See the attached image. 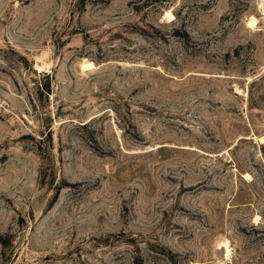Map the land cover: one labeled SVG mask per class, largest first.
Listing matches in <instances>:
<instances>
[{
	"label": "rangeland",
	"instance_id": "374dc122",
	"mask_svg": "<svg viewBox=\"0 0 264 264\" xmlns=\"http://www.w3.org/2000/svg\"><path fill=\"white\" fill-rule=\"evenodd\" d=\"M0 264H264V0H0Z\"/></svg>",
	"mask_w": 264,
	"mask_h": 264
},
{
	"label": "bare ground",
	"instance_id": "6f19581e",
	"mask_svg": "<svg viewBox=\"0 0 264 264\" xmlns=\"http://www.w3.org/2000/svg\"><path fill=\"white\" fill-rule=\"evenodd\" d=\"M166 15L169 17V16H171V13H170V11H166ZM172 17V16H171ZM256 22H257V19H256V17L255 16H250L249 17V19H248V24L249 25H251V27L252 26H254L255 24H256ZM92 65V62H90V61H86V62H83L82 63V67L83 68H88V67H90ZM38 66H40V65H38ZM86 70V69H85ZM245 176L247 177L248 176V173H245ZM224 245H225V249H226V256H228L229 255V245L227 244V242L226 241H224V242H222ZM223 247V246H222Z\"/></svg>",
	"mask_w": 264,
	"mask_h": 264
},
{
	"label": "trees",
	"instance_id": "16d2710c",
	"mask_svg": "<svg viewBox=\"0 0 264 264\" xmlns=\"http://www.w3.org/2000/svg\"><path fill=\"white\" fill-rule=\"evenodd\" d=\"M44 88H45L46 90H49V85L45 84V85H44Z\"/></svg>",
	"mask_w": 264,
	"mask_h": 264
}]
</instances>
